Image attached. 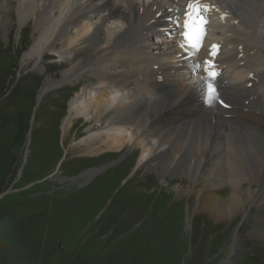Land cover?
I'll use <instances>...</instances> for the list:
<instances>
[{
    "label": "bare ground",
    "instance_id": "bare-ground-1",
    "mask_svg": "<svg viewBox=\"0 0 264 264\" xmlns=\"http://www.w3.org/2000/svg\"><path fill=\"white\" fill-rule=\"evenodd\" d=\"M186 1L0 0V32L8 39L14 25L21 33L28 28L32 45L21 61L23 65L32 62L39 73L45 70L48 53L68 55V68L46 75L38 99L88 69L95 82L71 99L62 125L64 133L75 119L96 127L82 142L84 156L138 150L135 170L155 172L161 180L166 176L186 179L184 187L191 192L194 207L202 208L214 223L231 220L258 202L254 231H260L264 229L259 223L264 219V32L260 30L264 0L218 1V5L226 3L227 9L219 7L236 24L215 27L212 35L231 33L238 38L228 43L234 57L222 53L215 64L223 68L230 59L243 63L232 66L231 77L220 78L215 91L221 93L211 106L204 102L207 87L199 80L191 79L178 90L147 82V72L160 77L167 67L176 71L171 65L175 48L164 38L170 37L169 26L161 31L157 27L168 9ZM14 10L17 18L11 17ZM254 39V45H239ZM223 44L222 51L227 42ZM244 48L252 49L254 56L246 55ZM240 50L244 57L237 59ZM85 51L87 56L82 58ZM131 79H139L140 86L133 87ZM226 79L230 82L225 83ZM220 189H227L225 196H219ZM172 190L176 200L187 194L178 187ZM194 207L187 208V223ZM238 236L231 254L239 245Z\"/></svg>",
    "mask_w": 264,
    "mask_h": 264
},
{
    "label": "rangeland",
    "instance_id": "rangeland-1",
    "mask_svg": "<svg viewBox=\"0 0 264 264\" xmlns=\"http://www.w3.org/2000/svg\"><path fill=\"white\" fill-rule=\"evenodd\" d=\"M14 27L8 39L0 32V264H264V229L254 231L258 202L214 223L194 207L186 179L135 170L138 150L84 156L82 142L96 127L75 119L66 134L62 125L71 99L94 79L84 69L38 99L46 75L65 71L69 57L48 53L42 73L23 65L29 30ZM157 79L147 72L149 84ZM172 187L187 194L176 200Z\"/></svg>",
    "mask_w": 264,
    "mask_h": 264
},
{
    "label": "snow or ice",
    "instance_id": "snow-or-ice-1",
    "mask_svg": "<svg viewBox=\"0 0 264 264\" xmlns=\"http://www.w3.org/2000/svg\"><path fill=\"white\" fill-rule=\"evenodd\" d=\"M189 9H193V5L189 4ZM200 8L197 6L193 9V15L186 14L187 18L184 23V37L185 40L193 47L197 48L199 40L203 34V25L205 20L199 16ZM194 35V38H193ZM213 48H218V46L213 45ZM217 74L215 72H210L209 76L214 78ZM218 101V97L215 94V88L211 83L207 85V93L205 96V103L211 106L214 102ZM219 103L223 104V101H219ZM225 107L227 105H224Z\"/></svg>",
    "mask_w": 264,
    "mask_h": 264
}]
</instances>
